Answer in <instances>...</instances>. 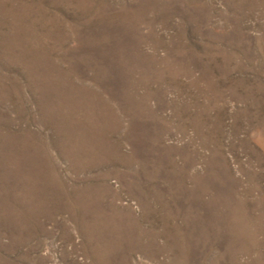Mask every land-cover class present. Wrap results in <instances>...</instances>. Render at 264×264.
I'll return each mask as SVG.
<instances>
[{
  "label": "rangeland",
  "instance_id": "374dc122",
  "mask_svg": "<svg viewBox=\"0 0 264 264\" xmlns=\"http://www.w3.org/2000/svg\"><path fill=\"white\" fill-rule=\"evenodd\" d=\"M0 264H264V0H0Z\"/></svg>",
  "mask_w": 264,
  "mask_h": 264
}]
</instances>
